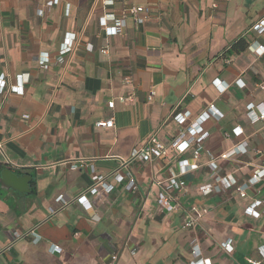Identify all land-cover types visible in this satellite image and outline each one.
<instances>
[{
  "label": "crops",
  "instance_id": "crops-1",
  "mask_svg": "<svg viewBox=\"0 0 264 264\" xmlns=\"http://www.w3.org/2000/svg\"><path fill=\"white\" fill-rule=\"evenodd\" d=\"M49 1L0 0V75L23 92L0 95V168L31 177L30 194L0 186V264H189L192 239L211 264L261 261L264 178L244 198L236 188L264 168V122L246 115L248 104L264 107V54L250 49L264 43L251 30L264 0H114L107 8L97 0ZM125 5L146 8L147 20L127 18L122 35H105L99 18ZM65 45L70 50L58 59ZM210 106L218 118L202 121L208 137L200 168L181 178L176 197L190 214L207 213L184 229L181 209L160 210L156 182L178 173L177 160L192 158L193 147L180 156L170 148L184 130L173 110L189 112L188 124ZM109 119L111 128L96 126ZM152 136L168 160L123 166ZM243 142L245 154L219 158ZM91 170L130 173L136 190L108 178L113 190L89 197L84 211L75 200L91 185ZM215 177L231 186L202 196L199 187ZM253 200L262 203L259 216L245 214ZM30 232L37 243L25 237ZM228 239L230 254L221 248Z\"/></svg>",
  "mask_w": 264,
  "mask_h": 264
},
{
  "label": "built area",
  "instance_id": "built-area-1",
  "mask_svg": "<svg viewBox=\"0 0 264 264\" xmlns=\"http://www.w3.org/2000/svg\"><path fill=\"white\" fill-rule=\"evenodd\" d=\"M101 6L107 8L113 6L114 0H97ZM57 0H51L46 3L47 7L56 4ZM39 16L42 15V11H38ZM149 14L148 10L143 7L138 6H123L120 13L118 15L114 13H105L101 18L98 20L99 26L104 31L105 35L107 36H118L122 35L123 29L125 27V22L127 18H131L135 25H141L147 20ZM111 23V25H108ZM251 30L258 35H264V16L260 18L252 27ZM250 49L257 54L258 56H262L264 54V43L257 44V47L253 48L250 46ZM70 50V46H64L59 51V57L61 58L62 55L67 53ZM102 54L107 53L106 49L100 50ZM45 61L39 62L41 67H46ZM8 76L0 75V95L4 98L10 93H17L22 94V87L10 85L7 82ZM21 76L16 77V80L20 82ZM127 81V80H126ZM128 82V81H127ZM260 89L264 90L263 86H259ZM152 95V93H151ZM2 102V101H1ZM111 106V103H109ZM256 109L259 112H256ZM208 113L198 117L193 122L187 124L189 119V112H176L173 110L171 117L173 120L177 122L179 126L184 127V130L178 133V135L172 140L170 143V148L173 152H175L178 156L184 154L190 147L192 148V158L189 159H179L177 160V168L178 173L171 175L164 181L159 182L157 181L156 184L160 187L161 191L157 196V204L162 212L171 213L178 209L182 210L183 213V223L182 226L184 229H193L196 225H198L199 220L203 215L207 213L206 210H202L200 214L192 215L186 210H184L178 203L176 197L179 193H181L185 187V182L181 179L186 174L192 173L197 171L200 168V165L197 163L198 159L200 158L201 151H202V143L204 140L207 139L208 133L202 129V121L204 117L208 114L212 115L216 118L218 116L215 114L213 106L208 108ZM246 115L248 120L251 123L262 121L264 122V107L262 104L260 105H253L248 104L246 107ZM97 127L103 128H111L113 126V120L109 119L107 121L97 122ZM188 135V138L185 139V136ZM1 147V144H0ZM245 143L238 144L234 146L231 150L221 154L219 156L220 159L226 160L229 159L231 156L235 154H245ZM258 155H261L258 152ZM169 158V154L167 148L156 139V137H150L141 147L135 149L129 160L122 162L123 166H126L130 162L139 161L141 163H148L155 160L159 161H167ZM78 166L74 164L72 166L73 169H76ZM207 167L210 169L211 172L216 170V165L213 162V159L207 164ZM111 178L115 183L122 184L124 183V189L127 192H134L136 190V183L133 176L130 173H126L125 175L120 172V170L115 171L108 177H103L101 175H97L91 170V185L87 188V190L79 195L76 198V203L79 204L84 211H89L92 208L91 203L89 202V197H94L98 193H110L113 190V185L107 183V179ZM264 178V168L255 169L250 179L248 180L247 184H242L237 186L236 191L238 192L239 196L244 198L246 196V191L252 185L260 182ZM231 183L226 179H220L219 177L213 178L212 183H207L199 187V191L202 196H208L213 192H219L224 188H229ZM58 202L65 204V200L62 196H60L57 200ZM261 201L253 200L245 209V214L248 216H259L261 213L258 212L256 209L261 206ZM51 213H54V210L51 209ZM25 237L31 238L33 243H37L39 238L33 232L27 233ZM13 238L18 239L20 235L17 233H13ZM190 254L192 256V260L189 264H211L210 259L203 258L201 252L199 250L198 242L196 239H192L189 243ZM221 248L223 252L226 254H230L233 251V246L231 240L228 239L224 243L221 244ZM58 250V247L54 246L51 252H55ZM259 255L261 257V261L251 262V264H261L262 260H264V250H259ZM117 260L116 255L111 256V262H115Z\"/></svg>",
  "mask_w": 264,
  "mask_h": 264
},
{
  "label": "water",
  "instance_id": "water-1",
  "mask_svg": "<svg viewBox=\"0 0 264 264\" xmlns=\"http://www.w3.org/2000/svg\"><path fill=\"white\" fill-rule=\"evenodd\" d=\"M31 177L27 174L13 173L10 168H0V186L21 194H30Z\"/></svg>",
  "mask_w": 264,
  "mask_h": 264
},
{
  "label": "trees",
  "instance_id": "trees-1",
  "mask_svg": "<svg viewBox=\"0 0 264 264\" xmlns=\"http://www.w3.org/2000/svg\"><path fill=\"white\" fill-rule=\"evenodd\" d=\"M241 41L237 42V44H235V46L233 47V49L237 52V46Z\"/></svg>",
  "mask_w": 264,
  "mask_h": 264
}]
</instances>
